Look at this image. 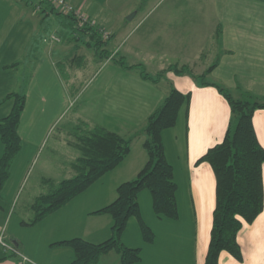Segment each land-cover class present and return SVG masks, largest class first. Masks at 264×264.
I'll return each mask as SVG.
<instances>
[{
  "label": "crops",
  "instance_id": "obj_1",
  "mask_svg": "<svg viewBox=\"0 0 264 264\" xmlns=\"http://www.w3.org/2000/svg\"><path fill=\"white\" fill-rule=\"evenodd\" d=\"M67 1L82 9L94 23L95 30L110 34L104 48L107 59L100 58L92 49L89 36L82 32H79L82 45L73 49L76 53L84 52L85 48L91 50L94 52L92 61L103 66L92 80L93 84L97 83L91 87L89 100L92 104L87 105L92 119L77 120L78 125L85 126V130L99 126L119 135L131 142V153L117 169L35 225L29 226L34 213L29 215L27 222L23 216L14 227L12 217L0 215V233L4 232L7 242L11 240L10 244L29 258L31 264H71L74 252L70 247L55 246L61 242L82 239L97 245L108 241L112 237V218L94 213L112 204L117 199L119 186L134 180L143 170L148 162L144 149L147 121L163 106L171 91L177 90L189 94L190 103L181 110L176 127L163 133V142L178 186L179 219L157 218L150 193L142 191L138 196L142 219L154 233L155 240L146 244L139 221L131 219L122 236V244L129 249H141L138 264H204L216 207V178L208 163L198 162L223 142L232 116L227 100L214 85L227 90L236 100L246 96L264 99V0H139L137 4L131 0ZM28 3L16 0L13 7H8L9 14L16 9L17 16L9 35L0 32L1 60L13 58L20 47L30 41L34 31L29 24L30 18L36 15L40 20H50L53 16L49 10L41 14L45 8L36 9V3L30 0ZM31 9L34 15L29 12ZM115 11L119 17L112 16ZM133 14V19L128 20ZM60 23L59 26H67ZM53 36L55 34L50 38ZM55 43L62 42L49 44L48 56L53 59L56 54L66 58L69 45L51 48ZM81 58L82 55H77L74 59ZM2 69L4 67L0 66V73ZM47 71L59 77L50 66ZM82 73H73L74 81L78 76L83 77ZM143 73L153 79L163 74L154 82L145 79ZM2 75L0 87L8 83ZM77 90L72 92L64 85L62 103L55 101L52 106L56 103L65 108L69 97L84 99L85 90L82 91V87ZM61 108L57 113L55 109V119H47V133L61 119L64 112ZM8 110L11 112L10 108ZM22 120L24 125L25 118ZM43 121V118L34 117L31 123L41 126ZM253 124L264 148L263 110L255 113ZM61 137L56 142L59 150H76L69 143L73 142L69 135ZM3 150L0 139V158ZM76 161L61 163L59 172L65 176L71 171L73 178L76 177ZM47 182L53 188L61 183ZM42 195L30 196L31 209ZM3 211L0 205V212ZM23 230L25 233H19ZM238 244L243 259L238 261L224 252L219 264H264V210L253 224H244ZM0 264H18V259L9 258L0 247ZM98 264H121L120 256L112 251L102 256Z\"/></svg>",
  "mask_w": 264,
  "mask_h": 264
},
{
  "label": "trees",
  "instance_id": "obj_2",
  "mask_svg": "<svg viewBox=\"0 0 264 264\" xmlns=\"http://www.w3.org/2000/svg\"><path fill=\"white\" fill-rule=\"evenodd\" d=\"M30 1L37 4L36 9L45 8L41 14L49 10L53 15L70 19L79 32L89 36L90 45L99 53L100 58H108L104 48L110 39L104 40L94 27H80L74 15L58 12L48 0ZM122 65L124 66L123 63ZM162 74L153 79L143 73V77L157 82ZM214 87L227 100L232 116L223 142L210 149L198 162L208 163L216 178V207L204 264H219L220 256L224 252L241 261L243 257L238 244L239 233L244 224H253L264 210V148L253 124L255 113L264 111V99L246 96L236 100L227 90L216 85ZM11 100L15 102L11 113L0 120V139L4 148L0 159V189L7 181L11 165L22 148L19 126L27 99L19 94H10L5 101ZM189 103V94L172 90L163 106L149 117L144 143L148 155L147 164L134 180L119 186L117 199L112 204L94 213L112 218V237L97 245L82 239L55 245L72 248L74 259L71 264H98L102 256L112 251L118 253L121 264L141 262V249L126 248L122 244V236L130 220L137 219L144 242L152 244L155 240L154 233L142 219L138 202L142 191L150 193L157 218L171 221L179 219L178 186L174 180L173 167L166 158L163 133L176 127L181 110L184 106H189ZM77 140L74 146L81 156L74 166L76 177L62 181L52 193L37 198L32 206L35 217L29 226L41 222L86 192L106 174L117 169L131 153L130 141L99 126L88 127L86 133Z\"/></svg>",
  "mask_w": 264,
  "mask_h": 264
},
{
  "label": "rangeland",
  "instance_id": "obj_3",
  "mask_svg": "<svg viewBox=\"0 0 264 264\" xmlns=\"http://www.w3.org/2000/svg\"><path fill=\"white\" fill-rule=\"evenodd\" d=\"M131 1L137 4L139 0ZM15 2L16 0H0V17H2L0 19L2 24L0 25H3L0 32H4L6 35L11 32V25L17 16L16 9L12 10L11 15L8 11V7H13ZM29 12L32 13L33 10L31 9ZM119 15L117 11L112 13L113 17H119ZM34 16L29 21L30 27L34 31L31 33L30 41L25 45L26 47L21 46L18 53L11 59H0V66L4 67L0 74H4L2 78L8 82L0 87V119L7 117L11 113L8 109L10 108L12 111L14 107L15 102L13 100L5 101L8 95L19 94L27 99L19 127L22 148L11 165L7 181L0 189V205L4 210L0 212V215H9V219L12 217L13 227L15 226L14 223L20 222L23 216L27 222L29 215H33L31 202H28L32 194L47 195L55 189L47 182L48 180H56L59 183L73 178L74 175L71 171L65 176L59 172L61 163L73 162L81 156V153L76 151L74 143L78 141L76 137L83 136L86 130L83 128L85 126L78 125L77 120L82 121L92 117L91 112L87 110V105L92 104V100H89L91 87L97 84H93L92 80L97 72L103 68L102 64L99 65L92 61L94 52L91 50L85 48L84 52L81 53H76V50H73L75 46L79 49L82 42L80 40L81 33L70 19L53 15L54 17L52 16L50 20L49 18L40 20L39 16ZM59 21L61 22L60 25L66 23L67 26H59ZM24 26L28 25L24 24ZM17 32L18 28L16 29ZM103 32L105 31L103 30ZM16 33H13L14 37ZM98 33L100 32L98 31ZM54 34L62 43H55L51 48L69 45L66 58L63 56L59 58L56 54L53 59L48 56L49 44L53 43L49 41L50 36ZM77 55H82V58L75 60ZM47 66H50L52 71L56 70L59 77L53 76L51 71L48 72ZM106 68L109 69L110 67ZM77 71H82L83 77L78 76L77 80L74 81L73 73ZM103 74L102 79L104 78ZM98 79L100 80V77ZM98 79L96 82L99 81ZM64 85L70 88L72 92H76L82 87V91L85 90L83 92L84 99L77 100V96L72 99L69 97L65 108H61L60 104L58 106L56 103L52 106L55 101L62 103V87L64 88ZM63 106L64 104H62ZM60 108L64 109L61 119L47 133V119H55V114ZM55 109H58L56 113ZM34 117L36 119L43 118V125L40 126L37 122L31 123ZM23 118H25L24 125L22 124ZM71 122L73 123L70 124ZM68 135L73 141L69 143L76 150H59L60 145L56 143L58 142L57 138L61 136L65 138ZM75 135L77 136L74 137ZM60 143L63 144L64 142L61 141ZM31 201L34 202V199ZM22 232L25 233V230L19 231V233ZM26 232L28 234L29 231ZM9 242L11 243V240Z\"/></svg>",
  "mask_w": 264,
  "mask_h": 264
},
{
  "label": "built area",
  "instance_id": "obj_4",
  "mask_svg": "<svg viewBox=\"0 0 264 264\" xmlns=\"http://www.w3.org/2000/svg\"><path fill=\"white\" fill-rule=\"evenodd\" d=\"M58 12L64 15H74L80 27L88 25L89 27H94V23L90 21L81 8H77L67 2L66 0H48ZM100 35L104 40L110 39V34L103 32V30H98ZM51 42H59L60 40L53 36L50 38ZM0 247L5 254L9 256L16 257L18 259V264H31V260L22 254L17 247L7 242L4 232L0 233Z\"/></svg>",
  "mask_w": 264,
  "mask_h": 264
},
{
  "label": "water",
  "instance_id": "obj_5",
  "mask_svg": "<svg viewBox=\"0 0 264 264\" xmlns=\"http://www.w3.org/2000/svg\"><path fill=\"white\" fill-rule=\"evenodd\" d=\"M133 17H134V14H133V15H131V16L128 18V20H131V19H133Z\"/></svg>",
  "mask_w": 264,
  "mask_h": 264
}]
</instances>
